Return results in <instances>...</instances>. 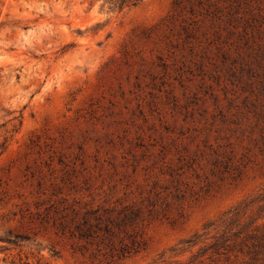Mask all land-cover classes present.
<instances>
[{
    "label": "rangeland",
    "instance_id": "1",
    "mask_svg": "<svg viewBox=\"0 0 264 264\" xmlns=\"http://www.w3.org/2000/svg\"><path fill=\"white\" fill-rule=\"evenodd\" d=\"M263 194L264 0H0V264H264Z\"/></svg>",
    "mask_w": 264,
    "mask_h": 264
},
{
    "label": "trees",
    "instance_id": "2",
    "mask_svg": "<svg viewBox=\"0 0 264 264\" xmlns=\"http://www.w3.org/2000/svg\"><path fill=\"white\" fill-rule=\"evenodd\" d=\"M98 1V0H92ZM105 2H109L114 7H118L122 9L127 5H136L141 0H103ZM264 199V194H263ZM58 215L61 213L60 210H56ZM122 216H118L119 219L114 220L110 217L103 218V215L99 213V209H91L86 210L85 212H81L80 210L73 208L70 213H63L60 216H57L54 219V225L58 229V232L63 235H67L68 237L74 239L75 241H86L90 244H104L107 248H109V252L111 256H117L118 259H124L131 255L133 252L137 251L136 245L129 246L125 243H122L120 247H116L115 242L113 241L115 237H117V231L115 229L118 228L120 232L124 231V225L128 221L134 220L135 216H138V210L134 209L132 206H126L122 211L119 212ZM124 226V227H123ZM253 238V237H252ZM255 238V237H254ZM217 238L216 241L212 244L214 250H220L225 246L227 238ZM24 240V237L20 235L16 236L15 239L6 238L3 239L4 242H8L9 244L20 245V241ZM190 242L192 240H189ZM257 243V244H255ZM255 243H251L249 247L262 246L264 247V231L261 235L257 236V241ZM241 241L237 243L240 245Z\"/></svg>",
    "mask_w": 264,
    "mask_h": 264
}]
</instances>
